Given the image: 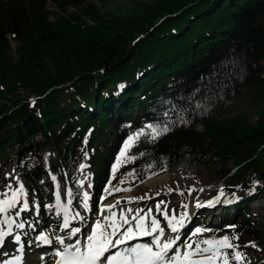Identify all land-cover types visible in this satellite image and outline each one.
<instances>
[{"label": "trees", "instance_id": "1", "mask_svg": "<svg viewBox=\"0 0 264 264\" xmlns=\"http://www.w3.org/2000/svg\"><path fill=\"white\" fill-rule=\"evenodd\" d=\"M50 1L60 14L54 20L46 0H0V103L10 104L0 106V160L15 166L35 155L42 136L70 186L82 173L77 162L83 153L96 169L94 182L102 183L108 156L130 130L117 123L118 110L92 117L80 105L93 106L105 95L112 103L116 82L150 69L123 89L130 98L123 113L163 122L162 100L200 91L186 115L189 123L168 118L169 130L156 140L145 130L118 170L117 186L142 183L190 155L211 160L229 193L252 189L259 179L257 192L264 195V0H149L132 2L120 15L99 14L93 0ZM10 40L17 44L15 56ZM242 97L254 114L239 109L230 116ZM37 176L27 175L29 188ZM6 185L0 175V190ZM232 234L264 264L262 235L246 217Z\"/></svg>", "mask_w": 264, "mask_h": 264}, {"label": "snow or ice", "instance_id": "2", "mask_svg": "<svg viewBox=\"0 0 264 264\" xmlns=\"http://www.w3.org/2000/svg\"><path fill=\"white\" fill-rule=\"evenodd\" d=\"M122 87V86H120ZM200 89H195L189 96L181 95L176 99H165L161 101L162 111L161 116L164 117L163 122L159 119L150 122L149 124L141 127L136 132H132L123 140L122 146L119 148V152L116 156V163H113L112 168L115 171L117 164L124 157L125 160L131 159V157L125 154L133 147V141L138 139L140 133L145 131V128H150L153 135L151 140H156L160 135L166 133L169 130L168 118L176 117L181 123H189L186 119L187 113L191 110V101L196 98ZM187 102V106L185 103ZM35 102L33 101V104ZM203 105L197 102L196 108L200 109ZM181 113H185L181 116ZM143 154V153H141ZM87 155V154H85ZM84 168L82 164L80 166ZM55 177H53V180ZM253 185H260L259 179L254 180ZM87 187H92L88 185ZM105 190L107 186L105 185ZM252 191H255L253 187ZM68 196L71 197L72 193L69 191ZM251 194V193H250ZM223 195V191L211 200L201 204L199 201L196 203V207L200 208L206 205H214L220 202V197ZM232 196L239 200L240 197L235 193ZM59 199V195L57 196ZM89 194L84 193L83 200L85 201L84 207L88 208ZM100 200H104L101 196ZM228 199H225L223 203H229ZM3 203V202H0ZM9 209H13V216H21L25 212L31 213L32 205L29 202H25L22 205L13 204L9 202ZM45 205V208H48ZM113 205L102 204L100 211L104 209H111ZM59 208V204H57ZM36 211L39 210L38 203L35 205ZM155 209L161 210V205L156 204ZM182 211L179 216L164 214V220L166 228L161 226V222L152 217L149 223H144L146 217L138 216L136 220L130 224V221L124 218L123 212H121V221L119 224L112 223L105 225V230L98 232L99 221L96 223L89 222L83 233L79 227H68V218L65 216L62 227L67 229V232L63 236H58L57 242L59 246L53 245L55 251L53 255L59 257L56 264H230V260L236 261V264H247L246 253L242 251V248H246L248 245L241 246L238 243L231 242L229 235H224L219 238L204 239L202 244L200 242L195 243V247L189 242V240L181 239V229H183L192 219L191 214L188 212V205H181ZM0 211H3L0 208ZM134 211V210H133ZM151 211V210H149ZM113 215H116L113 213ZM84 219H87L85 217ZM104 219H108L107 216ZM84 223V220H81ZM18 229H24L25 223L20 222L15 225ZM111 231H108V228ZM229 227L235 228V225H229ZM90 230V231H89ZM206 227L198 226L194 229V234H200L204 231H210ZM78 234L86 236V241L83 238H77ZM8 236L12 237V240L18 245L15 251H20L21 236L16 232H9L7 234L0 232V246L7 240ZM151 237L150 242L134 243L127 245L126 241H131L134 237ZM37 241H41L43 244H49L50 242L45 239L44 232H40L35 237ZM235 239L238 241L239 236ZM179 242V244H178ZM252 244V242H249ZM253 247H257L252 244ZM228 250H231L229 252ZM211 255H206V254Z\"/></svg>", "mask_w": 264, "mask_h": 264}, {"label": "rangeland", "instance_id": "3", "mask_svg": "<svg viewBox=\"0 0 264 264\" xmlns=\"http://www.w3.org/2000/svg\"><path fill=\"white\" fill-rule=\"evenodd\" d=\"M84 3H89L91 0H80ZM98 8L99 14H104L106 12L113 13L115 15H120L130 10L132 2L140 3V2H148L149 0H112L107 5H102L99 1L93 0ZM46 10L49 12L50 20H54L55 18L60 17L59 10L55 7L54 4L51 3L50 0H46ZM68 12H73V7H67ZM17 44L10 40V48L11 55L15 56V49ZM21 98H25V95H22ZM5 104L6 107H10L9 103H0ZM108 106V105H106ZM240 110H244L250 114H254L255 110L250 108V106L245 102L244 97H242V101L235 104L233 109L231 110L230 116ZM222 117L216 118L220 119ZM255 118L252 117V120ZM196 131L200 132V126H196ZM39 143H43L44 145L40 146L36 151L34 156H29L22 162H20L16 167L13 166H3L2 174L7 181V188L4 193H2V200H0V208L4 205L7 206L6 215H12L11 211H8L9 202L13 204H17L19 201L23 204L25 202H29L33 207L32 210H35V205H42V209L49 213H61L64 218L65 216L70 218V222L74 223L75 219L77 221V215H82V218L85 216V212L90 209V201L88 202V208L84 207L85 201L83 200L84 193L87 192L89 194V198L93 195V191L91 188L87 187L88 183H81L79 187V191L76 193L71 191L68 186L66 179L63 174V170L59 165V160L54 149L49 145L45 144V140L43 138L38 139ZM132 143L138 145V139H135ZM124 158V157H123ZM194 159L191 157L182 158L177 164L170 167L166 172L160 174L165 176L163 181L157 182L153 185L152 188H147L144 186V183L139 185H130L126 184L120 188H114V183L111 181L113 179H108V182L105 184L107 186V190H105V185L103 186V190L101 192V196L104 197V200H100L98 204V208L93 216V218H104V216L110 215L114 211H118L119 208L124 207H132L138 208L139 206L145 205V202H153V200L162 195L161 200L159 201L163 208L166 209L169 206L168 197H172L174 199L173 202H178V207H181L182 204L188 205V210H192L196 208V203L199 201L203 203L208 199L215 196L217 188L221 185L220 179L217 177L214 170L211 169V163L207 161H193ZM123 163V159L117 164L120 165ZM228 167L232 168L231 162H228ZM3 165V164H2ZM41 171V176L38 179V184L40 185L41 192L35 193V191H30L26 188L25 185V175L29 172H35L37 170ZM159 176V175H158ZM53 177L55 179L53 180ZM114 188V189H113ZM54 189V190H53ZM54 191H58L59 199L55 200ZM71 191L72 196H68V192ZM169 192V193H168ZM168 194V195H166ZM184 197V203H180L181 198ZM166 198V201L165 199ZM128 199V200H127ZM147 200V201H145ZM132 202H141L138 204ZM104 203V205L110 204L113 207L109 209H104L102 212L100 211V206ZM180 203V206H179ZM57 204H59V208H57ZM45 205H48V208H45ZM126 205V206H125ZM142 206L140 212L137 215L145 216V212L147 207L144 208ZM149 208V207H148ZM152 209V208H150ZM14 211L13 209H11ZM176 215L178 217V212L181 209H177ZM164 213H167V211ZM52 215L55 217V215ZM74 215V218H71ZM16 217V216H12ZM51 216H46L48 229L51 228L53 224L54 218ZM249 220L259 229L263 245H264V199H260L259 201H253L249 204L248 211ZM102 218L100 220H102ZM3 220V217L0 215V222ZM99 220V223L101 221ZM218 220V219H217ZM76 226V225H75ZM162 226H166V222H162ZM224 235H229V233H224L218 230H212L207 234H200L194 237L190 243L193 247H195V243L200 242L204 239H213L219 238ZM231 238V237H230ZM231 242L234 240L231 238ZM246 245V244H245ZM203 246V244H202ZM251 246H247V249H250ZM231 252V250H228ZM242 251L245 253V249L242 248ZM206 255H211L206 254ZM253 260V259H252ZM222 264V260L220 262ZM230 264H236V261L230 260ZM243 264V262H242Z\"/></svg>", "mask_w": 264, "mask_h": 264}, {"label": "bare ground", "instance_id": "4", "mask_svg": "<svg viewBox=\"0 0 264 264\" xmlns=\"http://www.w3.org/2000/svg\"><path fill=\"white\" fill-rule=\"evenodd\" d=\"M165 176H164V174L160 175V176H157V177L145 182L144 186H146L147 188H152L155 183L160 182L161 180L163 181ZM164 199L166 201V198H164ZM167 199L169 200V206H167L166 209H164L163 205L158 201L156 204H160L161 205V210L160 211H157L155 209V205L156 204L152 207V209H150V207H149V208H147L146 211H144L145 212L144 214H145V217H146L144 223H146V224L149 223L150 220L152 219V217L155 216V218L158 219L161 222V226H162V222H166L164 220V214H165L164 210H165V212L167 211V213L170 214V215H174V213H176V211L178 209V202H176V201L173 202L174 199H172V197L171 198L168 197ZM142 206H139L138 208H136L137 206H135V208H132L130 206L124 207V208L120 207L118 211H114L113 212L116 215H113V213H110V215L107 216L108 219L102 218V220H100L101 223H99L98 232L104 231L105 230V225H110L112 223L119 224L120 221H121V212H123L124 218L128 219L130 221V224H131L132 222H134L136 220V217L140 216V215H137V214L140 212ZM149 210H151V211H149ZM108 231H111L110 227L108 228ZM149 242H150V240H149Z\"/></svg>", "mask_w": 264, "mask_h": 264}]
</instances>
